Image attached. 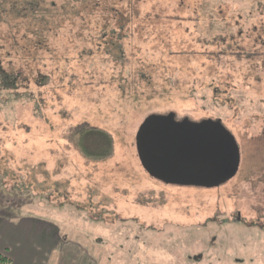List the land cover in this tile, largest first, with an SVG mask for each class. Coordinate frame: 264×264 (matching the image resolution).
Here are the masks:
<instances>
[{"label": "rangeland", "instance_id": "1", "mask_svg": "<svg viewBox=\"0 0 264 264\" xmlns=\"http://www.w3.org/2000/svg\"><path fill=\"white\" fill-rule=\"evenodd\" d=\"M0 66L1 235L48 236L44 264H264V0H0ZM171 113L220 120L237 175L151 177L136 136Z\"/></svg>", "mask_w": 264, "mask_h": 264}, {"label": "water", "instance_id": "2", "mask_svg": "<svg viewBox=\"0 0 264 264\" xmlns=\"http://www.w3.org/2000/svg\"><path fill=\"white\" fill-rule=\"evenodd\" d=\"M138 158L153 178L168 184L217 188L240 168V147L220 120L177 121L151 115L136 136Z\"/></svg>", "mask_w": 264, "mask_h": 264}, {"label": "crops", "instance_id": "3", "mask_svg": "<svg viewBox=\"0 0 264 264\" xmlns=\"http://www.w3.org/2000/svg\"><path fill=\"white\" fill-rule=\"evenodd\" d=\"M3 230L0 229V237H1V242L6 243L7 241H11L13 244V247L19 249L24 253L25 255L28 253L29 250H39L41 251L36 258L34 259L33 264H44L45 257L47 255H50L51 252L48 251V249H52L48 244L51 241L50 239L48 240V244L46 245V240L48 239L47 237H42V236H26L24 239H18V238H12L11 236H3L1 233ZM59 239V238H58ZM61 242V240H58L56 244ZM58 249L60 247L57 245ZM8 248L5 247L0 252L7 253Z\"/></svg>", "mask_w": 264, "mask_h": 264}, {"label": "trees", "instance_id": "4", "mask_svg": "<svg viewBox=\"0 0 264 264\" xmlns=\"http://www.w3.org/2000/svg\"><path fill=\"white\" fill-rule=\"evenodd\" d=\"M0 72L4 73L3 69L0 66ZM89 136H98L99 140H101V143L105 145V150L100 151L101 148H99L98 144L93 143V141L90 140ZM84 139V141H83ZM112 138L106 134L98 132L97 130H85L82 131V141H81V148L84 153V156L87 158H94L95 160H102L106 157H108L112 151ZM97 145V146H96ZM0 262L2 264H10V260L7 259L5 256H0Z\"/></svg>", "mask_w": 264, "mask_h": 264}]
</instances>
